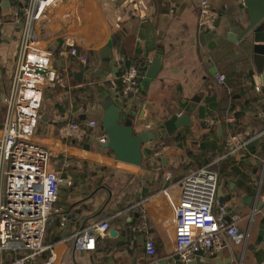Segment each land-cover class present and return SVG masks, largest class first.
<instances>
[{
  "label": "crops",
  "instance_id": "0c3cea01",
  "mask_svg": "<svg viewBox=\"0 0 264 264\" xmlns=\"http://www.w3.org/2000/svg\"><path fill=\"white\" fill-rule=\"evenodd\" d=\"M208 2L202 20L201 0H54L55 8L37 23L39 47L52 53L53 67L41 111H50L49 117L39 121L37 137L56 170L69 177L44 239L55 249L52 264H182L159 243L156 255L147 256L145 236L172 215L161 193L169 186L165 173L179 180L205 165L219 173V196L249 237L247 244L230 243L217 255L204 252L200 263L264 264V240L258 243L264 223V81L253 64L252 37L228 38H237L248 23L241 1ZM21 6L18 0H0V135L20 49L14 12ZM68 39L87 55V63L69 54ZM160 50L163 70L149 86L142 88L140 81L132 93L134 102H143L137 130H161L174 116L187 115L192 126L149 142L142 166L117 162L102 149L100 94L109 91L123 100L124 66H136L140 77L139 68ZM220 75L224 84L217 81ZM91 121L95 129L88 127ZM71 123L86 136L66 137L64 128ZM180 194V186L172 188L174 201ZM101 222L110 230L97 238L96 249L75 250L73 234ZM50 255L46 249L32 264H45Z\"/></svg>",
  "mask_w": 264,
  "mask_h": 264
},
{
  "label": "built area",
  "instance_id": "2783aa9c",
  "mask_svg": "<svg viewBox=\"0 0 264 264\" xmlns=\"http://www.w3.org/2000/svg\"><path fill=\"white\" fill-rule=\"evenodd\" d=\"M24 2L19 0L22 6L14 12L16 22L21 25L20 49L13 81L5 98L6 119L0 135V264H4L5 254L8 255L6 264H32L46 249L51 255L45 264H52L55 249L46 246L44 239L51 217L59 212L55 206L61 173L50 163L53 156L37 137L44 88L53 71L52 53L39 47L37 23L54 0ZM208 6V0H201L202 20L208 17ZM66 44L71 56L87 63V55L79 53L74 40L68 39ZM120 81L123 98L135 93L141 81L137 67H125ZM217 81L224 84V75L218 76ZM79 87L83 88L82 85ZM96 126L94 121L88 124L91 129ZM64 132L66 137L77 140L86 136V131L76 123L65 127ZM105 139H102L103 143ZM64 167L69 164L64 163ZM261 179L264 180V170ZM164 181L169 186L161 193L167 199L172 215L146 233L147 256L156 255L159 243L180 263L188 264L198 252L217 255L230 243L247 244L249 235L239 233V220L231 218L227 205L218 194L219 173L211 165L194 168L179 180H174L173 173L168 171ZM175 186L181 187L178 202L171 196ZM109 230L107 222L83 228L73 234V248L94 251L97 238L107 235Z\"/></svg>",
  "mask_w": 264,
  "mask_h": 264
},
{
  "label": "water",
  "instance_id": "95a60500",
  "mask_svg": "<svg viewBox=\"0 0 264 264\" xmlns=\"http://www.w3.org/2000/svg\"><path fill=\"white\" fill-rule=\"evenodd\" d=\"M25 1L28 2L29 0ZM238 1H241L240 7L244 8L247 13L248 23L237 38L234 35V38L232 37L231 39V34L228 35V38L233 42H239L248 36L252 37L253 64L257 74L264 81V0ZM56 4H59V1ZM56 4L54 3L50 8H46L43 14L47 15L51 8H55ZM220 22L221 19L217 20V27H219ZM157 54L158 56L150 64L139 68L142 88L147 85L149 86V83L156 80L163 70L164 50L158 51ZM124 69L125 66L122 72ZM40 73L44 74V72ZM78 81L81 82V80ZM105 86L108 87V84ZM100 95L101 107L104 110L100 127L106 137L105 142L102 144V149L108 151L117 162L137 167L142 166L144 162V147L149 142L161 140L166 135H172L181 127L192 126L190 122L186 124L187 120L190 119L188 115L182 117L174 116L165 123L164 128L161 130L138 132L136 119L140 104L143 102H134L132 100L133 94H130L123 100L114 97L109 91L107 93L103 92ZM49 112L46 111L44 114H41L39 121L47 122ZM50 163L54 164L53 158L50 159ZM60 178V187H67L69 183L67 173L60 174ZM262 207L263 205L259 206V208ZM261 227L258 243H262L264 240V223ZM239 233H242V231L239 230ZM251 248L254 249V246H251ZM203 255L204 252H198L192 264H201L200 259Z\"/></svg>",
  "mask_w": 264,
  "mask_h": 264
},
{
  "label": "rangeland",
  "instance_id": "374dc122",
  "mask_svg": "<svg viewBox=\"0 0 264 264\" xmlns=\"http://www.w3.org/2000/svg\"><path fill=\"white\" fill-rule=\"evenodd\" d=\"M42 108H43V105H42Z\"/></svg>",
  "mask_w": 264,
  "mask_h": 264
},
{
  "label": "trees",
  "instance_id": "16d2710c",
  "mask_svg": "<svg viewBox=\"0 0 264 264\" xmlns=\"http://www.w3.org/2000/svg\"><path fill=\"white\" fill-rule=\"evenodd\" d=\"M18 2H19V0H18Z\"/></svg>",
  "mask_w": 264,
  "mask_h": 264
}]
</instances>
